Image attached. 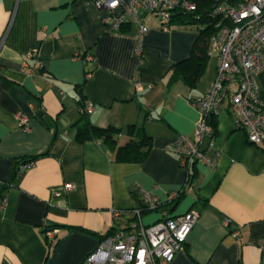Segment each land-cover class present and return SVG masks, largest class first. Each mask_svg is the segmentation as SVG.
Wrapping results in <instances>:
<instances>
[{
    "label": "crops",
    "instance_id": "1",
    "mask_svg": "<svg viewBox=\"0 0 264 264\" xmlns=\"http://www.w3.org/2000/svg\"><path fill=\"white\" fill-rule=\"evenodd\" d=\"M103 16L92 0H0V264H79L116 225L112 212L139 207L142 192L164 204L142 214L145 224L162 210L199 213L169 264H264V149L235 127L227 103L212 122L215 168L196 163L190 189L167 203L185 179L168 147L192 133L197 111L189 101L214 80L216 56L190 89L172 69L189 57L197 29L163 31L154 15H142L140 61L136 26L114 29ZM77 51L92 60L74 58ZM257 83L264 98V71ZM82 101L93 103L89 123L122 129L116 147L128 140V125L142 127L151 138L145 159L117 161L100 139L75 140ZM31 157L34 166L15 175ZM66 183L72 189L55 198L51 189ZM48 229L57 230L53 242Z\"/></svg>",
    "mask_w": 264,
    "mask_h": 264
},
{
    "label": "built area",
    "instance_id": "2",
    "mask_svg": "<svg viewBox=\"0 0 264 264\" xmlns=\"http://www.w3.org/2000/svg\"><path fill=\"white\" fill-rule=\"evenodd\" d=\"M99 11L104 12L103 21L110 22L114 29L125 23L136 26L135 54L143 59V37L148 32L142 15L152 14L160 22L163 31L170 29L169 21L174 11L194 12L196 5L191 0H92ZM213 33L208 40L207 55L217 58L216 74L206 91L189 102L197 111V119L190 135L180 134L168 149L177 156L179 166L185 172L181 189L168 196L167 203L191 187L192 169L196 163L215 168V160L208 155L213 145L214 127L211 119L227 103L235 127L245 132L247 140L264 149V98L259 95L257 76L264 71V0H230L215 4L209 13ZM195 20H199L195 17ZM36 52L27 54L34 58ZM74 58L92 60L81 51ZM140 89L138 83L135 84ZM93 103L85 101L80 112L88 115ZM20 128L30 130L28 117L16 114ZM34 166V160L20 162L15 175ZM69 183L51 189L55 198H60L72 189ZM144 208L155 210L164 204L151 192H142ZM142 207L130 211H113L116 225L111 235L99 241L79 264H169L180 251L198 220L195 209L170 216L161 211V218L149 224L142 221ZM128 214L130 216H128ZM56 229H48L45 236L55 240ZM237 236V232L233 233Z\"/></svg>",
    "mask_w": 264,
    "mask_h": 264
},
{
    "label": "trees",
    "instance_id": "3",
    "mask_svg": "<svg viewBox=\"0 0 264 264\" xmlns=\"http://www.w3.org/2000/svg\"><path fill=\"white\" fill-rule=\"evenodd\" d=\"M196 5V10L192 13L184 11H174L171 15L169 26L171 24L189 25L194 24L197 27L198 34L195 42L192 46L190 55L187 59L175 64L172 69V74L177 76L187 85L190 89L194 88L198 79L204 72L206 62L208 59L207 49L208 40L213 33L211 26V20L209 13L215 6V4L230 0H191ZM198 17L199 20H195ZM84 101L80 103V109L84 107ZM80 118L73 123L75 127V140L83 142L89 139H100L108 147L115 148V159L117 161L125 162H141L145 159L150 149V136H148L142 127L130 124L126 127L125 133L128 136V140L119 146H115L116 138L122 134V129L107 126L99 127L92 125L87 120V115L80 112ZM213 119H211V123ZM34 160V158L21 159V162ZM193 175L191 174V183ZM185 192L179 194L175 199L170 202L175 203ZM143 208L142 214L151 210L144 208L142 200H140V206ZM163 207V206H162ZM161 207V208H162ZM159 209V208H158ZM156 210V209H155ZM113 230L108 234L101 236L100 240L111 235Z\"/></svg>",
    "mask_w": 264,
    "mask_h": 264
},
{
    "label": "rangeland",
    "instance_id": "4",
    "mask_svg": "<svg viewBox=\"0 0 264 264\" xmlns=\"http://www.w3.org/2000/svg\"><path fill=\"white\" fill-rule=\"evenodd\" d=\"M189 26H190L192 29H194V30L197 29L196 26H195L194 24H189ZM215 64H216V60H215V58H214V57L209 58L208 66H209V65L215 66Z\"/></svg>",
    "mask_w": 264,
    "mask_h": 264
}]
</instances>
